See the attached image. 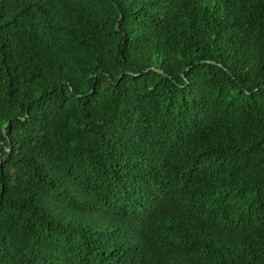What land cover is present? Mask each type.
I'll list each match as a JSON object with an SVG mask.
<instances>
[{"label": "trees", "instance_id": "16d2710c", "mask_svg": "<svg viewBox=\"0 0 264 264\" xmlns=\"http://www.w3.org/2000/svg\"><path fill=\"white\" fill-rule=\"evenodd\" d=\"M0 264H264V0H0Z\"/></svg>", "mask_w": 264, "mask_h": 264}]
</instances>
